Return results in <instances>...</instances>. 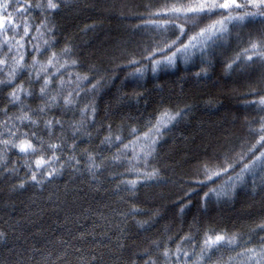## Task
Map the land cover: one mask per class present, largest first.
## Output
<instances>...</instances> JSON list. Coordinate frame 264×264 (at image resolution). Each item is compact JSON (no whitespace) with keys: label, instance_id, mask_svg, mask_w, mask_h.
<instances>
[{"label":"snow or ice","instance_id":"snow-or-ice-1","mask_svg":"<svg viewBox=\"0 0 264 264\" xmlns=\"http://www.w3.org/2000/svg\"><path fill=\"white\" fill-rule=\"evenodd\" d=\"M63 4L64 0H0V76L4 77L0 79V103H4L0 115L6 118L0 121V174L15 178L24 170L25 177L13 186L14 190H23L28 185L43 190L67 169L87 176L91 184L100 187L103 185L99 177L109 172L107 179L119 181L113 194L132 193L127 199L134 201L138 186L168 182L161 175L162 169L153 166L157 146L164 132L183 119L191 106L163 108L142 123L139 120L132 125L122 122L114 129L112 123L105 125L100 121L97 127V98L118 77L107 75L109 70H104L105 74L101 75V69L95 66H87L86 73L81 74L78 69L86 66L75 46L69 41L57 48L59 40L54 20ZM143 8V13L126 17L140 20L141 23L133 26V32L148 38L139 51L124 53L126 63L117 65L119 71L131 69L126 73V80L139 81L149 72L155 74L179 63L195 64L197 61L204 67L194 74L195 77L206 78L218 56L225 57L222 62L225 74L257 63L264 67V0H149ZM205 20L209 22L204 23ZM236 29L239 31L233 37ZM244 29H248L247 39L242 36ZM233 39L238 42L237 48L232 56L227 57L224 50L231 47ZM17 81L21 82L17 84ZM36 85H39L38 92ZM4 89L11 91L4 93ZM243 95L257 97L245 100L242 105L256 112L253 119L245 120L249 135L257 137L255 143L250 147L246 142L241 143L239 151L234 146L224 153L223 158L212 157L217 161L215 165L210 161L198 165L194 175L202 178L182 181L194 187L184 194L189 203L180 201L181 216L191 206V197L204 188L207 191L200 197L204 209L213 197L217 202L234 198L238 188L250 177L254 190H264V176L260 175L264 172V151H259L264 148V75ZM29 99H39L42 103L32 108L25 103ZM11 108H18V114L10 116ZM56 111L60 112L59 118L54 114L49 116ZM69 112L73 119L65 121L63 117ZM77 115L79 119H75ZM255 124L259 127H252ZM105 131L107 134L95 149H80L81 142L86 140L90 144ZM106 152L110 155H105ZM13 153L24 159L8 168ZM249 157L252 159L245 163ZM118 168L125 170L115 171ZM237 168L240 171L233 176ZM126 176L135 178H122ZM222 177L227 179L217 185ZM113 212L122 222L147 214L135 204ZM98 215L110 223L103 213ZM159 217L156 211L148 220H134L133 223L147 231ZM114 227L121 233L127 231L119 224ZM168 231L165 226L164 232ZM177 231H183V225ZM262 234L264 218L249 227L245 234L205 225L194 216L188 232L179 236L178 242L176 236H167L166 239L162 236L152 240L150 248L139 253L138 257H149L144 264H264ZM0 239H6V234L0 233ZM74 239L87 240L88 234L82 233ZM254 240L256 243L252 247H245ZM56 243L61 251L54 259L53 253H49L42 264H63L69 249L74 247L71 240L61 239ZM172 243H176L174 250ZM237 248L241 251L236 252ZM152 249L156 250L155 258H152ZM74 251L80 256V264H96L94 254L86 259L80 248ZM229 252H235V255H226Z\"/></svg>","mask_w":264,"mask_h":264},{"label":"trees","instance_id":"trees-1","mask_svg":"<svg viewBox=\"0 0 264 264\" xmlns=\"http://www.w3.org/2000/svg\"><path fill=\"white\" fill-rule=\"evenodd\" d=\"M147 3L149 0H64L54 20L59 40L57 48H62L69 41L75 46L80 60L86 66L78 69L81 74L86 73L87 66H95L101 69V75L105 74L104 70H109L107 75L118 77L97 98V127L100 121L105 125L112 123L114 129L122 122L132 125L139 120L142 123L163 108L191 106L183 119L164 132L157 146L153 166L162 169L161 175L168 182L138 186L133 201L127 199L132 193L113 194L119 181L107 179L109 172L99 177L103 185L100 187L91 184L87 176L67 169L43 190L32 185L23 190H14L13 186L25 177L24 170L19 171L15 178L0 174V233L6 234V239H0V264H20L21 260L23 264H42L49 253H53L54 259L55 254L61 251L56 243L61 239L71 240L74 245L69 249L63 264H80V256L75 254V248H80L81 255L86 259L94 254L96 264H144V260L149 257L139 258L138 254L150 248L152 240L176 236L178 242L179 236L188 232V225L194 216L205 225L245 234L249 227L264 218V190H254L251 177L238 188L234 198L217 202L213 197L206 209L201 207L200 200L203 192L207 191L204 188L198 195L191 197V206L185 209L183 216L180 215V201L188 204L189 200L184 199V194L194 187L182 181L202 178L194 175L198 165L206 161L215 165L217 161L212 157L223 158L224 153L234 146L239 151L241 143L246 142L249 147L255 143L257 137L249 135V125L245 120L253 119L256 112L242 105L245 100L257 97H245L243 94L257 85L259 78L264 75V67L257 63L247 69L238 67L225 74L222 63L225 57L218 56L214 66L208 69L206 78L195 77L194 74L204 67L197 61L195 64L179 63L174 68L163 69L155 74L149 72L139 81L126 80V73L131 69L119 71L117 65L126 63L124 53L139 51L148 39L133 32V26L141 21L126 17L143 13V5ZM237 31H233V37ZM247 32L248 29L243 30V39H247ZM237 44L233 39L231 47L224 50L225 56H232ZM28 59L30 62L31 57ZM3 78L0 76V79ZM20 82L17 81V84ZM35 89L38 92L39 85ZM8 91L11 89H4V93ZM25 103L35 108L42 101L29 99ZM3 107L4 103H0V108ZM18 112V108H11L8 114L11 116ZM53 114L60 117L59 111L49 113V116ZM128 117L133 119L128 120ZM63 118L70 121L73 116L69 112ZM4 119L0 115V121ZM75 119H79L78 115ZM252 127L258 128L259 125ZM106 134V131L101 132L90 144L86 140L81 142L80 149H95ZM259 151H264V148H259ZM229 154L235 155L234 152ZM105 155L110 153L106 152ZM23 159L13 153L7 167L11 168L17 160L22 162ZM251 159L249 157L245 163ZM124 170L115 169L118 172ZM239 171L237 168L232 175L235 176ZM260 175L264 176V172ZM226 179L222 177L216 182L217 185ZM133 204L145 209L147 214L129 218L126 222L115 216L114 209L123 211ZM156 211L160 217L147 231L133 223L134 220H148ZM98 213H103L110 223L100 219ZM116 224L127 231H117L114 227ZM181 225L183 231L178 232ZM165 226L169 228L167 233L164 232ZM82 233L88 234L87 240L74 239ZM255 243L254 240L245 247H252ZM171 247L174 250L176 243H172ZM151 251L152 258H155L156 250ZM226 255H235V252Z\"/></svg>","mask_w":264,"mask_h":264}]
</instances>
